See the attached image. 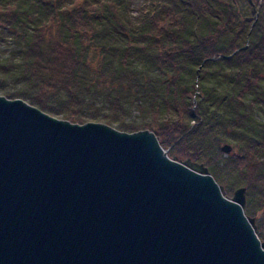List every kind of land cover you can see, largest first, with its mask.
Segmentation results:
<instances>
[{"label": "trees", "instance_id": "trees-1", "mask_svg": "<svg viewBox=\"0 0 264 264\" xmlns=\"http://www.w3.org/2000/svg\"><path fill=\"white\" fill-rule=\"evenodd\" d=\"M0 94L154 130L264 202V0H0Z\"/></svg>", "mask_w": 264, "mask_h": 264}, {"label": "water", "instance_id": "water-1", "mask_svg": "<svg viewBox=\"0 0 264 264\" xmlns=\"http://www.w3.org/2000/svg\"><path fill=\"white\" fill-rule=\"evenodd\" d=\"M245 206V187L226 195L154 130L0 94V264H264Z\"/></svg>", "mask_w": 264, "mask_h": 264}, {"label": "rangeland", "instance_id": "rangeland-1", "mask_svg": "<svg viewBox=\"0 0 264 264\" xmlns=\"http://www.w3.org/2000/svg\"><path fill=\"white\" fill-rule=\"evenodd\" d=\"M134 2H135V4H138V2H139V0H134ZM115 128V127H114ZM156 132V131H155ZM157 134V133H156ZM158 136V135H157ZM222 145V144H221ZM220 145V146H221ZM220 151H221V149H220ZM221 153H222V155H223V157L224 156H227V155H229L230 154V152L227 154V153H224V152H222L221 151ZM169 154H170V152H169ZM171 155V154H170ZM183 158V157H182ZM184 158L185 159H190V160H192L193 162H197V163H202L204 166H206L205 164H204V162H202V161H197V160H195V159H193V158H191L190 156H184ZM215 179V178H214ZM216 180V179H215ZM216 182H218L217 180H216ZM219 184H222L223 185V187H224V192H225V194L226 195H228V196H232L233 195V192L237 189V188H239V187H245L243 184H237V185H232L230 188H228L226 185H225V183H223V182H218ZM245 190H246V187H245ZM246 194H247V200H246V206H245V210H246V207L248 206V205H253L252 206V208H250V210H251V214L249 215V216H251V217H254L255 218V223H256V225H257V223H258V221H261V222H263V226H262V229L264 230V202H260L259 201V199H257V194L258 193H256V192H254V193H251L250 194V190H246ZM249 207V206H248ZM246 212V211H245ZM248 215V214H247Z\"/></svg>", "mask_w": 264, "mask_h": 264}]
</instances>
